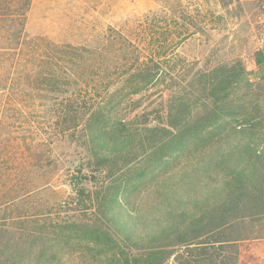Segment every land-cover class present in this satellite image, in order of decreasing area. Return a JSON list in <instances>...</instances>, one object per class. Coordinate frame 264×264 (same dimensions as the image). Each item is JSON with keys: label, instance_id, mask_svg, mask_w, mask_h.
Listing matches in <instances>:
<instances>
[{"label": "trees", "instance_id": "16d2710c", "mask_svg": "<svg viewBox=\"0 0 264 264\" xmlns=\"http://www.w3.org/2000/svg\"><path fill=\"white\" fill-rule=\"evenodd\" d=\"M156 1L85 5L57 40L0 0V264H238L264 241V43L248 71L224 14Z\"/></svg>", "mask_w": 264, "mask_h": 264}, {"label": "rangeland", "instance_id": "374dc122", "mask_svg": "<svg viewBox=\"0 0 264 264\" xmlns=\"http://www.w3.org/2000/svg\"><path fill=\"white\" fill-rule=\"evenodd\" d=\"M181 5H211L218 14H224L219 17L218 22L233 27L237 34L230 36L217 37L222 42L221 47H227L230 55H239L245 63L248 71H255L257 64L254 59L255 51L264 43V0L261 1L262 8L254 9L244 0H180ZM85 5H109L111 9L118 14L110 18L111 20L120 19L127 13H143L155 9L159 5L156 0H33L30 11L27 31L30 35L45 34L57 40L70 39L69 33L71 26L77 23H84L90 18L85 12ZM220 5H231L229 11L224 10ZM98 15V14H97ZM114 20V21H115ZM237 45V46H236ZM238 50H236V48ZM234 53V54H233ZM254 78L253 75H251ZM64 179V177L62 178ZM56 188L62 190L67 195L70 188L65 180L55 181ZM44 195V196H43ZM44 199H49L51 193L47 190L42 193ZM31 197L30 200H34ZM103 245V244H102ZM87 245H82L87 248ZM100 247V246H99ZM134 246L125 245L126 252L132 260V256L138 253ZM101 248V247H100ZM242 251V250H241ZM91 252L86 251L85 262L93 261V264H115L112 260V253H101L95 251L96 256H90ZM238 264H264V241L253 245L251 250L240 253Z\"/></svg>", "mask_w": 264, "mask_h": 264}]
</instances>
